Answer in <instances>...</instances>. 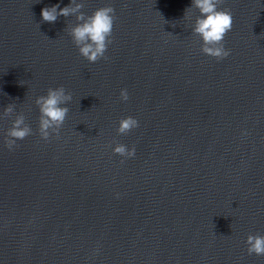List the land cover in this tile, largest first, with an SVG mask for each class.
<instances>
[{"label": "water", "instance_id": "obj_1", "mask_svg": "<svg viewBox=\"0 0 264 264\" xmlns=\"http://www.w3.org/2000/svg\"><path fill=\"white\" fill-rule=\"evenodd\" d=\"M77 2L114 8L107 59L79 53L74 16L42 21L71 0H0V264H264L246 245L264 236V0H222V60L192 0ZM59 86L69 113L45 141L35 100ZM19 113L32 134L10 151Z\"/></svg>", "mask_w": 264, "mask_h": 264}, {"label": "clouds", "instance_id": "obj_2", "mask_svg": "<svg viewBox=\"0 0 264 264\" xmlns=\"http://www.w3.org/2000/svg\"><path fill=\"white\" fill-rule=\"evenodd\" d=\"M222 0H192L189 9H197L199 15L195 19L192 29L193 34L202 40L201 51L217 60H222L230 55V50L225 48L226 35L232 30L233 16L228 9H221ZM83 3L71 0L68 6L63 8L59 4L44 7L41 10L42 21L55 23L58 17L68 18L74 16L77 23L68 28V34L72 42L78 47L79 53L90 63H95L101 58L107 59L105 53L113 33L115 10L112 6H105L95 10L91 15H86L82 9ZM186 13V12H185ZM120 99L127 101L129 94L127 89H122ZM72 94L63 86L49 88L46 95L38 96L35 104L39 108V135L48 141L52 134L59 138L60 129L69 113V108L64 106L70 103ZM14 105L9 104L4 108L3 117L12 118ZM139 127L136 118L128 116L119 121L118 134L126 135ZM32 134V128L26 123L23 113L15 114L12 126L5 134V146L11 151L17 147L18 140H24ZM115 154L122 157H134L135 147L128 149L123 144H118L113 149ZM123 163V161H121ZM249 255L264 256V236L249 234L246 239Z\"/></svg>", "mask_w": 264, "mask_h": 264}]
</instances>
